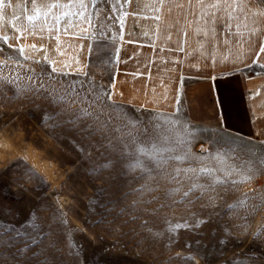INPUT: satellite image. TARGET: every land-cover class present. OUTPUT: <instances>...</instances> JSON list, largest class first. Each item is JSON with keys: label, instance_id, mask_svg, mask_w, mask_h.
<instances>
[{"label": "rangeland", "instance_id": "obj_1", "mask_svg": "<svg viewBox=\"0 0 264 264\" xmlns=\"http://www.w3.org/2000/svg\"><path fill=\"white\" fill-rule=\"evenodd\" d=\"M73 79L45 65L0 63V232L7 231L5 241L15 237L11 251L27 252L26 241L36 239L39 247L32 245V252H46L31 264H44L45 256L51 257L48 264H264V166L253 161L249 171L246 164L253 160L246 150L261 149L264 142L226 136L215 122L186 128L181 113L123 107L130 122L106 96L94 98L99 90L74 91ZM171 119L181 123L165 122ZM128 133L137 144L156 141L174 149L165 157L187 155L190 162L169 160L162 165L164 178L136 180L140 170L126 172L127 161L120 159L121 139L127 151L137 146ZM163 136L170 138L167 145ZM181 138L192 142L182 144ZM106 164L111 166L103 170ZM233 166L229 179L247 176L246 182L197 188L179 203L193 182L213 179L184 169ZM216 176L222 179L224 172ZM142 185L158 190L123 199ZM167 189L176 191L166 197ZM245 193L246 206L218 215ZM220 241L226 242L223 255ZM0 264L25 259L5 257Z\"/></svg>", "mask_w": 264, "mask_h": 264}, {"label": "crops", "instance_id": "obj_2", "mask_svg": "<svg viewBox=\"0 0 264 264\" xmlns=\"http://www.w3.org/2000/svg\"><path fill=\"white\" fill-rule=\"evenodd\" d=\"M33 7L31 0H5L0 37L9 39L0 40V63L45 65L54 74H61L62 68L69 75L79 72L123 107L181 113L189 123L215 122L233 136L264 142V53L257 55L264 37H253L251 48L247 43L209 44L197 33L211 25L194 15L185 19L189 0L163 5L158 0L123 5L105 0L98 7L77 3L51 13L42 8L29 21ZM101 10L113 19L103 20ZM252 10L264 11V4ZM53 13L71 16L72 22L64 25L69 31L53 30ZM215 28L217 40L226 39L223 24L217 21Z\"/></svg>", "mask_w": 264, "mask_h": 264}, {"label": "snow or ice", "instance_id": "obj_3", "mask_svg": "<svg viewBox=\"0 0 264 264\" xmlns=\"http://www.w3.org/2000/svg\"><path fill=\"white\" fill-rule=\"evenodd\" d=\"M33 4V12L34 15L28 16L29 21H32L36 19L40 14V9H48V11L51 13L54 9H59L62 6H71L73 4H79L81 7H87L89 3H91L94 6H97L101 2H105V0H31ZM158 2L163 5L168 0H158ZM117 4H131L132 0H116ZM258 4H264V0H195V3H193V0H189V8L186 12L185 19H187V16L194 15L196 16L197 20H204L205 25H211V28L208 29H201L197 34L198 35H204L207 37L209 44H215L220 43L222 46L225 44H239L240 46H243L244 43H247L249 45V48H251L252 44V38L257 36L264 37V11H253V6ZM115 6V5H113ZM5 7V0H0V9H3ZM183 8V5L180 6ZM158 12L159 9H156ZM101 17L103 20H111L113 19L112 16H103V12L101 10ZM52 19L55 21V24L53 25V30L57 31H69L67 27L64 25H67L71 23V16L70 15H64L62 18H58L54 13L52 15ZM87 19V18H86ZM155 19L160 20V16L157 15ZM219 21L223 24V29L227 32L226 39L217 40L216 36V28L215 24ZM88 23H91L90 20L87 21ZM100 27H103V24L100 25ZM171 27V25H166L165 31L167 32V29ZM247 33V35H245ZM186 34V33H185ZM165 38L170 39V35H167ZM9 37L7 35L0 37V40H3L4 42H7ZM180 50L183 51V40H181V47ZM24 49H19L20 53H24ZM259 53H264V42L261 43V46L259 48ZM206 54L211 57L212 53L211 51L206 50ZM255 62V61H253ZM67 67V65L65 66ZM53 72L56 71L55 68L52 69ZM61 74L64 77H68L69 73L65 72L64 69H60ZM71 87L75 91L77 88L80 90H83L85 87L92 90H99V94L95 96V99H100L102 96L107 97L108 105L115 111L122 113L124 118L128 119L130 122H132L133 118L129 115V113L124 111V108L122 105H118L114 103L111 99V93L107 92L106 89L103 88L102 85H99L95 83L90 77L87 75L81 76L79 72L75 73V79L71 81ZM63 100V97L60 98ZM138 119V118H136ZM166 123H171L173 125L180 124L181 121L178 119H171L166 120ZM184 125L186 128L191 127H198V126H191L187 120H185ZM221 132H223L226 136H230L231 133L227 132L223 127L220 129ZM191 135V133H190ZM127 136L131 137L132 144H136V148L133 151H127L129 144L126 143L123 139L120 140V143L123 145V151L120 153V159L121 161H127L125 164V169L127 171H131L134 169L140 170V176L136 177V180H144L149 177L159 176L161 178H164L165 174L162 170V165L168 163L169 160H176L180 163L184 162H190V157L185 155L183 157L181 156H172L168 155L165 157V153H171L174 151L173 148L167 147V146H161L156 141H147L144 143L137 144V137L132 136L131 133H128ZM162 141L164 145H167L170 141V138L168 136H163ZM192 141L186 140L184 138H181L180 143L186 144L191 143ZM251 143V141L249 142ZM109 147H112V144L109 143ZM261 149H264V145H261ZM251 148L247 149V153L249 156L253 157L252 161L246 162L248 166V170L251 171V163L254 161L256 163L261 164L264 166V150ZM245 151V150H241ZM202 152L206 155L207 150H202ZM220 156L219 153H217L214 158H218ZM198 159H203V157H198ZM111 164H106L102 166L103 170H107L108 167H110ZM93 174H98L99 169H93ZM177 175L180 173V169L175 170ZM185 173L187 172H193L195 171L197 173V176L199 175H208L213 177L210 184L207 185H200L195 182L192 183L191 187L189 188V191L184 193V197L179 203H183L184 199H187L190 194L195 191L197 188H201L204 190H207L209 188L214 189L217 186H224V187H235L236 185L246 182L248 179L247 176H245L242 180H232L229 179V177L233 174L235 171L234 166L228 170H225L223 168H203V169H184ZM126 172L121 173V177L126 175ZM217 172H224V177L221 179L220 177L216 176ZM172 179H175V177H172ZM131 182V181H130ZM158 190V187L152 188L149 186L142 185L138 189H133L131 193H126L125 197L123 199L127 198V195L131 194H138L143 193L144 191H156ZM176 191V189H167L165 191V196L170 197L172 193ZM245 196V199L238 200L236 202H233L231 204H228L226 206V209L222 210L221 214H224L226 211L236 210L240 207H244L247 205V193L243 194ZM260 206L256 205L253 206V212L259 211ZM102 222V221H100ZM202 223V221H197V226ZM35 227V225H33ZM177 228L180 227H188L187 225H176ZM8 234L7 231L0 232V248L3 250L0 251V259L7 258L8 260H18V259H25V264H31L32 261H38L40 259V256H44L46 249H40L39 255H37L35 252H32V245H36V247H39V244L37 243L36 239L28 240L26 241L27 244V252H32L31 256H27V252L24 249H18L16 251H11L9 248V245H11L13 248L15 247V237H13L10 240L5 241L3 239V236ZM259 233H257L258 235ZM43 241H40L42 243ZM220 250L219 254L223 255V246L226 243L225 241H220ZM79 254V253H78ZM51 257L45 256L44 264H48ZM232 264H241V262L234 261Z\"/></svg>", "mask_w": 264, "mask_h": 264}, {"label": "bare ground", "instance_id": "obj_4", "mask_svg": "<svg viewBox=\"0 0 264 264\" xmlns=\"http://www.w3.org/2000/svg\"><path fill=\"white\" fill-rule=\"evenodd\" d=\"M3 150V149H2ZM16 153V152H15ZM51 173V172H50Z\"/></svg>", "mask_w": 264, "mask_h": 264}]
</instances>
